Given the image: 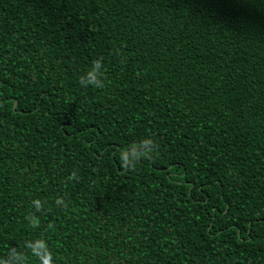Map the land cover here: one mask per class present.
I'll list each match as a JSON object with an SVG mask.
<instances>
[{"label":"trees","instance_id":"16d2710c","mask_svg":"<svg viewBox=\"0 0 264 264\" xmlns=\"http://www.w3.org/2000/svg\"><path fill=\"white\" fill-rule=\"evenodd\" d=\"M0 264H264V0H0Z\"/></svg>","mask_w":264,"mask_h":264},{"label":"clouds","instance_id":"9594fccd","mask_svg":"<svg viewBox=\"0 0 264 264\" xmlns=\"http://www.w3.org/2000/svg\"><path fill=\"white\" fill-rule=\"evenodd\" d=\"M100 65L98 63L94 64L93 69L89 72V74L81 81L84 84L92 83L96 86H102L101 82L97 79V75L99 72Z\"/></svg>","mask_w":264,"mask_h":264}]
</instances>
